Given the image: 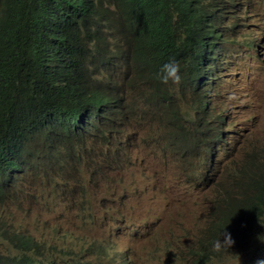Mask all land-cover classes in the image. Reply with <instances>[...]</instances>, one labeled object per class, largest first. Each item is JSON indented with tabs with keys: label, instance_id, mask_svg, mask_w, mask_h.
<instances>
[{
	"label": "clouds",
	"instance_id": "clouds-1",
	"mask_svg": "<svg viewBox=\"0 0 264 264\" xmlns=\"http://www.w3.org/2000/svg\"><path fill=\"white\" fill-rule=\"evenodd\" d=\"M126 1L70 0L68 3L54 0L46 17L54 15L61 23L64 40L72 52H86L94 59L101 53L107 55L100 62L106 63L104 67H112L127 88L130 78L122 76L120 70L146 74L165 61L155 76L161 85L181 83L177 98L174 95L172 100L174 109L180 107L181 111L182 106H188L193 95L198 111L209 118L211 134L200 135L197 129L186 134L182 127L173 137L179 139L171 145L169 131L165 128L157 130L155 137L149 140L137 141L130 123L129 105L120 94L117 96L123 101L114 106H101L102 114L77 112L83 113L79 120L85 132L64 144L58 139L42 142L43 152L37 158L51 168L57 164L58 168L56 179L43 184L50 188V193L41 203L48 217L42 222L39 239L33 237L34 227L28 224L38 202L26 188V165L23 163L22 171L13 173L8 180L0 173V264H28L26 251L34 245H37L38 257L35 264H128L136 245L147 241L159 223L166 205L182 202L174 187L168 191L149 166L141 146L147 141L155 142L149 150L156 160H180L177 165L182 168L180 185L189 191L188 196L210 192L225 202L226 207L216 217H206L210 218L206 229L214 226L213 232H216L211 244L215 254L211 257L221 256L235 247L241 264H264V248L252 241L239 246L231 233L220 227L225 212L245 199L255 201L253 194L260 195L249 187L252 175H257L264 183V97L250 102L252 74L264 77V0H241L242 8L237 11L227 7L230 14L221 21L216 13L218 0ZM62 3L65 7L59 5ZM152 13L158 15L153 18ZM59 17H63L61 21ZM158 23L176 34L175 42L179 45L173 51L175 56L163 52V61L149 58L148 49L138 40L139 25L156 26ZM132 24L134 32L126 33ZM186 24H202L199 29L204 28L207 33L214 29L222 39L215 44L203 42L205 55L197 48L193 52L191 46L185 44L187 40H181ZM214 55L220 57L214 61ZM169 59L177 60L178 64ZM140 87H136L135 95ZM192 87L200 89V95L193 93ZM235 88L237 94L233 93ZM129 94L130 91V98ZM211 100L216 101L214 106H210ZM236 102L240 112L248 108L250 114L248 117L239 115L234 123L237 110L233 104ZM158 104L161 103L156 106ZM37 123L39 130L62 132L60 126L49 127L39 120ZM249 128L253 130L248 132ZM233 152L239 153L240 158L229 165L224 159ZM107 175H119L122 186L136 200L149 201L158 193L161 199L144 210L145 215L137 211L124 215L104 207L92 209L93 204L86 199L80 181L83 184ZM67 176L77 177L73 190L67 185ZM60 188L71 196L63 195ZM81 204L85 208H81ZM141 225L144 227L138 232ZM199 240L191 252L190 263L193 264L201 250ZM11 250L14 253L2 256ZM163 256L166 260L175 254L163 246ZM181 256L186 257L183 252ZM211 257L204 260L209 261Z\"/></svg>",
	"mask_w": 264,
	"mask_h": 264
},
{
	"label": "trees",
	"instance_id": "trees-1",
	"mask_svg": "<svg viewBox=\"0 0 264 264\" xmlns=\"http://www.w3.org/2000/svg\"><path fill=\"white\" fill-rule=\"evenodd\" d=\"M66 2L69 3L70 0ZM53 4L54 0H0V173L6 180L11 179L13 173L22 171V157L24 153H28L29 142L47 143L52 139H58L62 144L71 142L85 132L84 125L79 120L83 113L77 112L93 111L102 114L104 110L101 106H114L123 101L121 96L107 90H94L91 66L107 58V55L101 53L94 59L86 52H72V48L67 47L64 40L61 23L56 21L54 15L46 17ZM59 5L65 7L63 3ZM242 6L241 0H218V20L221 21L230 14L227 7L238 11ZM157 15L158 13L151 14L153 18ZM62 18L59 17V20ZM186 25L182 33L184 36L180 39L187 40L185 44L191 46L193 52L197 48L201 55H205L207 50L203 42L215 44L222 39L214 29H210L208 33L204 28L199 29L202 24ZM134 30L135 25L132 24L126 33H133ZM175 37L176 34L162 23L156 26L139 25L138 40L148 49V57L154 61H163V52L175 56L173 51L179 47ZM218 57L220 55H214L213 60ZM162 63L146 74L120 71L122 76L130 78L129 95L136 102L137 114L143 110H150V114H155L156 104L160 102L169 113V116L163 114L169 121L180 120L183 124L186 116H180V107L176 110L171 106L174 95L182 85H161L158 82L155 73ZM103 65L106 66V63L97 64L98 67ZM136 87H140L137 95L134 94ZM192 89L193 93L200 95V89ZM215 103V100L209 102L210 106ZM200 108L203 111V105ZM132 110L133 107L129 105L128 111ZM131 117L130 114V119ZM38 120L49 127L60 126L62 132L58 134L39 130ZM165 128L169 131V144L172 145L179 138H173L176 134L168 124L159 130ZM181 135L184 137L183 133ZM249 187L260 195L253 194L255 201L245 199L230 208L220 220V227H225V231L231 233L232 239L239 246L252 241L264 248V183L257 175H252ZM60 189L63 195L71 196L66 189ZM81 198H84L83 194ZM81 208L85 206L81 204ZM215 237L216 232H211L208 240H199L201 250L195 264H202L204 258L215 254L211 247ZM41 256L44 257V254ZM27 262L35 264L30 257H27Z\"/></svg>",
	"mask_w": 264,
	"mask_h": 264
},
{
	"label": "rangeland",
	"instance_id": "rangeland-1",
	"mask_svg": "<svg viewBox=\"0 0 264 264\" xmlns=\"http://www.w3.org/2000/svg\"><path fill=\"white\" fill-rule=\"evenodd\" d=\"M108 3V2H105ZM264 42V40H263ZM91 72L94 76V90H107L110 93L117 95L120 94L125 102L133 107L132 112L129 114L131 117V126L137 132V141L149 140L155 137V133L165 124L171 126V131L175 134L180 133L179 127L182 126L186 130V134H192L194 129L198 130L200 135L211 134L209 118L204 113L198 111L196 107V98L191 95L188 106H182L180 116L185 115L186 118L181 124L180 120L169 121L164 115L169 116L166 112L164 104L156 106L157 112L150 114V110H143L140 114L136 113V102L128 97L129 90L122 79L116 76L112 67H98L96 64L92 66ZM233 93L237 94L238 89H233ZM258 97H264V77L259 73H253L251 78V98L253 102ZM177 98V95L175 99ZM178 102V101H177ZM174 108V105H171ZM230 108V102H229ZM236 107L237 117L233 122L236 123L239 115L248 117L250 112L245 108L242 112L239 111V105L236 102L233 104ZM232 110V109H231ZM154 113V112H152ZM164 114V115H163ZM171 119V117H170ZM253 128L247 131L251 132ZM228 131L231 133L230 129ZM164 142V137L161 138ZM154 141H147L141 143L147 161L152 171L159 177L161 184L169 191L174 187V190L179 197L181 203L167 204L161 214V219L156 227L153 229L147 241L140 242L134 248V253L130 258L128 264H193L191 262V252L197 239H204L205 241L210 238L211 232L215 231L214 226L206 229L210 218L208 216L216 217L225 207V202L219 201L217 196L213 193L206 192L204 195L194 194L190 195L183 186L180 185L181 170L180 163L171 160H164L159 158L156 160L152 152L149 150ZM236 149V148H235ZM28 153H24L26 158H22V162L26 165L24 168V179L28 193H30L38 202V207L33 217L28 221V224L34 227V238L39 239L43 230L40 231L42 222L47 219V212L41 203L45 196L50 193L49 189L43 184L51 179L55 180L58 172L57 164L53 168L49 167L43 160H37L43 152L42 142L32 143L29 142L27 146ZM232 157V159H231ZM240 158L239 153H232V156L224 159L227 164H231L233 160ZM176 161V160H175ZM135 167L131 169L133 171ZM28 170V171H27ZM130 171V172H131ZM26 176V178H25ZM146 176V175H145ZM67 185L73 190L77 177L67 176ZM28 181H27V180ZM85 188L86 199L93 204L92 209L100 207L112 208L124 215H131L133 211L145 215L144 210L147 211L148 207L161 199L158 193L154 199L149 201H140L132 198L122 186L119 175L102 176L96 181L81 183ZM183 196H186L182 198ZM144 226L137 228L138 232ZM36 246L33 249H27L28 257L32 258L34 262L38 257ZM163 246L168 247L175 256H170L165 260L163 256ZM184 253L186 257L181 256ZM14 253L11 250L7 254H2L3 257ZM21 250H19V254ZM124 261H128L125 257ZM4 264H10L5 262ZM202 264H241V258L237 255L235 247L221 256L211 257L209 261L204 260Z\"/></svg>",
	"mask_w": 264,
	"mask_h": 264
},
{
	"label": "bare ground",
	"instance_id": "bare-ground-1",
	"mask_svg": "<svg viewBox=\"0 0 264 264\" xmlns=\"http://www.w3.org/2000/svg\"><path fill=\"white\" fill-rule=\"evenodd\" d=\"M200 52V51H199Z\"/></svg>",
	"mask_w": 264,
	"mask_h": 264
}]
</instances>
